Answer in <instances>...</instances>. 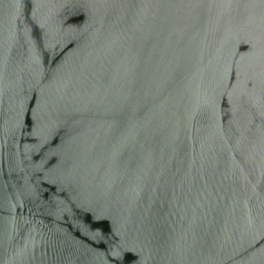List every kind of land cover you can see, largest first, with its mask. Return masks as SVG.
Returning <instances> with one entry per match:
<instances>
[{
    "label": "water",
    "instance_id": "95a60500",
    "mask_svg": "<svg viewBox=\"0 0 264 264\" xmlns=\"http://www.w3.org/2000/svg\"><path fill=\"white\" fill-rule=\"evenodd\" d=\"M0 264H264V0H0Z\"/></svg>",
    "mask_w": 264,
    "mask_h": 264
}]
</instances>
